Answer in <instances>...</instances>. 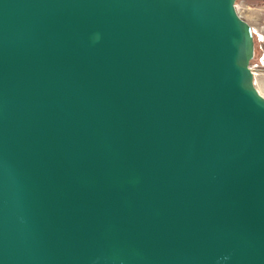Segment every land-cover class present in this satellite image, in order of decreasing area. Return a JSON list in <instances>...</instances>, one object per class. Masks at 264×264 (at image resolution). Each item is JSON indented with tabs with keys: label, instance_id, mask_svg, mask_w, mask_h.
Returning a JSON list of instances; mask_svg holds the SVG:
<instances>
[{
	"label": "water",
	"instance_id": "obj_1",
	"mask_svg": "<svg viewBox=\"0 0 264 264\" xmlns=\"http://www.w3.org/2000/svg\"><path fill=\"white\" fill-rule=\"evenodd\" d=\"M237 2L0 0V264H264Z\"/></svg>",
	"mask_w": 264,
	"mask_h": 264
},
{
	"label": "rangeland",
	"instance_id": "obj_2",
	"mask_svg": "<svg viewBox=\"0 0 264 264\" xmlns=\"http://www.w3.org/2000/svg\"><path fill=\"white\" fill-rule=\"evenodd\" d=\"M237 6L240 15L254 31L255 56L251 68L255 74L256 86L264 96V0H238Z\"/></svg>",
	"mask_w": 264,
	"mask_h": 264
}]
</instances>
